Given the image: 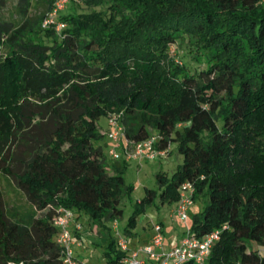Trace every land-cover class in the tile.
Masks as SVG:
<instances>
[{"label":"trees","instance_id":"16d2710c","mask_svg":"<svg viewBox=\"0 0 264 264\" xmlns=\"http://www.w3.org/2000/svg\"><path fill=\"white\" fill-rule=\"evenodd\" d=\"M46 2L31 15L32 0H17L19 23L0 14V173L40 210L14 218L0 198V264H58L61 205L76 221L86 214L108 261L124 263L108 222L123 215L134 185L124 176L130 160L95 142L109 113H120L129 140L157 135V148L177 141L183 154L171 177L157 173L160 193L148 188L135 213L158 195L177 201L193 180L194 197L207 200L192 232L229 225L202 264H264V2L87 0L81 11L69 2L55 15L67 25L59 33L43 24L56 0ZM186 36L206 68L192 72L170 56Z\"/></svg>","mask_w":264,"mask_h":264},{"label":"rangeland","instance_id":"374dc122","mask_svg":"<svg viewBox=\"0 0 264 264\" xmlns=\"http://www.w3.org/2000/svg\"><path fill=\"white\" fill-rule=\"evenodd\" d=\"M64 1L66 6L62 8L63 11L69 10V2L77 5L80 11L86 10V8L90 6L86 2L87 0ZM260 2H264V0H260ZM46 8V0H32L29 14H39ZM0 14L7 19L13 20L15 23H19L23 19V16L17 7V0H7L6 4L0 7ZM60 22L61 21H55L54 19L52 20L49 15L43 20L44 25H47L58 33L62 27L67 26L60 25ZM169 53L175 61L182 63L183 60L187 63L192 72L204 69L208 65L207 59L204 54H202V50L197 47V44L194 40L192 41L189 36H186L182 42H176L170 45ZM111 114L102 115L99 118V124L106 132L103 137L95 140L97 145L103 146V149L109 158H112L110 154L112 139L108 135V131L111 128L108 117ZM182 161L183 154L178 148L177 141L172 142L167 154L157 155L154 158H143L142 160L130 159L124 176L126 182L132 183L134 188L129 195H126L122 199L121 206L124 209L123 215L117 218L119 228L127 239L129 247V249H127V254H131L132 250L138 249L148 242L149 236L154 232V223L167 213L173 214V218L178 225L173 231L170 229L165 231L164 245L166 248L174 246L178 242L180 235L186 230L187 226L192 225L194 215L204 208L207 196L200 194L189 207L187 221L182 222L174 212V202L161 203L158 195L155 198V201L149 204L145 210L135 213L137 204L147 194L148 188L155 189L158 194L160 193L161 187L157 173L164 172L168 177H171ZM0 190L2 192L0 198L3 200L6 211H8V214L12 217L28 219L31 213H40V210L34 208L35 206L28 200L24 191L20 189L13 180L2 173H0ZM134 215L135 219L131 222ZM81 220L85 224L84 233L86 238H84L82 244L74 246L77 259L85 264H111L105 256L107 245L102 240L100 234L97 233L95 228L87 225L86 214L83 213L81 215ZM114 222V220H111L108 224L112 226ZM128 226H130L132 233L125 232V228ZM156 262L157 260L152 258L148 259L146 264H155Z\"/></svg>","mask_w":264,"mask_h":264},{"label":"built area","instance_id":"2783aa9c","mask_svg":"<svg viewBox=\"0 0 264 264\" xmlns=\"http://www.w3.org/2000/svg\"><path fill=\"white\" fill-rule=\"evenodd\" d=\"M65 6L64 0H57L49 16L55 20V15ZM60 25H65L60 22ZM110 130L108 135L112 139L110 154L114 158H126L142 160L143 158H154L157 155L167 154L171 145L167 148H157L155 142L157 135H152L142 140H129L125 135L124 124L121 121L120 113H113L109 117ZM196 184L193 180H186L180 186V197L176 202L175 213L182 222L188 219V210L194 202ZM112 229L117 237V243L123 250L129 249L127 239L119 228L117 218L114 219ZM57 226L55 239L61 247V258L58 264H85L80 262L74 251L75 245L82 244L73 233L74 226L82 230L83 224L75 220V212L68 206L61 205L57 209V214L53 220ZM229 225L224 224L216 227L203 236L194 234L191 226H187L183 236L178 242L166 248L164 245V227L160 221L154 223V232L150 235L148 242L135 250L131 254H126L123 258L125 264H145L148 259L159 260L161 264H182L187 260H194L202 264L206 262L214 244L220 239L222 232ZM23 264V262L19 263Z\"/></svg>","mask_w":264,"mask_h":264},{"label":"crops","instance_id":"0c3cea01","mask_svg":"<svg viewBox=\"0 0 264 264\" xmlns=\"http://www.w3.org/2000/svg\"><path fill=\"white\" fill-rule=\"evenodd\" d=\"M176 202L177 201H175L174 202V206H176ZM175 208V207H174ZM77 221H80L81 223H82V220H81V216L77 219ZM158 221H160L162 224H163V227H164V233H165V231L167 230V229H170L171 231H173L174 229H176V227H177V222L175 221V219L173 218V214L172 213H167L165 216H163V217H161V218H159V220ZM85 225V224H84ZM83 225V226H84ZM73 226H74V224H73ZM72 226V228H74ZM85 227V226H84ZM84 227H83V229H82V234H83V237L84 238H86V236H85V230H84ZM185 232V231H184ZM184 232H183V234H184ZM183 234H181L180 235V238L183 236ZM150 237V236H149ZM179 238V239H180ZM146 263H147V261H146ZM145 263V264H146Z\"/></svg>","mask_w":264,"mask_h":264}]
</instances>
